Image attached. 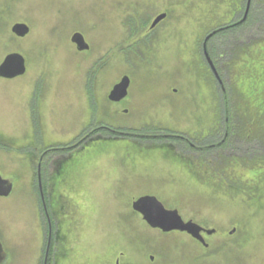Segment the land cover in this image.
Here are the masks:
<instances>
[{
    "label": "rangeland",
    "instance_id": "obj_1",
    "mask_svg": "<svg viewBox=\"0 0 264 264\" xmlns=\"http://www.w3.org/2000/svg\"><path fill=\"white\" fill-rule=\"evenodd\" d=\"M241 11L238 0H0V65L19 53L27 67L0 79V175L14 181L0 198L4 264H44L50 223L48 264H264V170L239 166L222 183L194 163L225 124L203 43ZM16 24L30 33L17 37ZM252 51L236 82L263 114L264 47ZM124 77L128 97L110 102ZM100 127L150 137L84 139ZM47 149L57 151L42 179L50 223L37 174ZM144 196L216 230L209 247L151 229L132 209Z\"/></svg>",
    "mask_w": 264,
    "mask_h": 264
},
{
    "label": "trees",
    "instance_id": "obj_2",
    "mask_svg": "<svg viewBox=\"0 0 264 264\" xmlns=\"http://www.w3.org/2000/svg\"><path fill=\"white\" fill-rule=\"evenodd\" d=\"M238 2L242 9L237 15L240 17L246 10V0ZM257 47H264V0H252L246 23L216 35L214 44H209L210 57L226 91L221 111L224 134L215 135L214 142L209 143L216 146L213 150L194 151V163L199 167L205 165L222 183L229 182L230 170L239 166L245 169L248 164L250 168L264 170V113L252 108L238 92L236 82L238 69L244 60L252 58V50Z\"/></svg>",
    "mask_w": 264,
    "mask_h": 264
},
{
    "label": "water",
    "instance_id": "obj_3",
    "mask_svg": "<svg viewBox=\"0 0 264 264\" xmlns=\"http://www.w3.org/2000/svg\"><path fill=\"white\" fill-rule=\"evenodd\" d=\"M251 3L252 0H248L247 8L244 14V17L241 21L234 23L230 26H227L223 29L216 30L213 33L209 34L203 43V52L204 56L207 59V62L210 65V68L218 81L220 87L222 88V91L225 94V88L223 85V82L214 66L212 63L209 53H208V43L209 41L215 37L216 35L229 31L231 29L238 28L242 26L244 23H246L249 13H250V8H251ZM167 15L163 14L160 15L156 18L154 23L152 24V28H156L162 21L166 19ZM12 32L20 38H25L29 33L30 29L27 25L25 24H16ZM72 43L76 45L77 50L79 52H86L89 51V45L86 43L84 37L76 33L72 37ZM27 67H26V60L25 58L19 54V53H11L9 54L3 63L0 65V79L4 80H14L16 78L22 77L26 74ZM129 88H130V79L128 77H124L120 83L114 86L113 90L110 93L109 100L112 103H120L124 99L127 98L128 93H129ZM228 118H226V124L228 125ZM178 138L175 139H180V140H186L180 136H177ZM227 137V135H226ZM189 142V141H188ZM192 148H195L191 144ZM214 145L208 146L203 149H198V150H208V149H213ZM38 179L40 182V194H41V199L43 202V207L45 210V213L48 217L49 223H50V218L48 215V209L45 201V196H44V191H43V186H42V176H41V165L39 166L38 169ZM14 189V181L11 179H4L0 175V198H8ZM132 209L134 212L138 213L141 215L142 219L144 222L153 230H158L161 231L164 234H170L174 232L182 233V234H187L197 242L201 243L203 247L208 248L209 245L206 243L204 239V234L207 236H213L216 234V230H207L204 227L194 223L193 221H188L186 222L182 216L179 214L177 210H168L166 207L158 200V198L154 196H144L141 197L137 200H135L132 204ZM235 231L231 232V235H233ZM51 238H52V227L50 223V238H49V243L45 255V262L44 264H48V259H49V254H50V247H51ZM7 258V254L3 248V245L0 240V264H3Z\"/></svg>",
    "mask_w": 264,
    "mask_h": 264
},
{
    "label": "flooded vegetation",
    "instance_id": "obj_4",
    "mask_svg": "<svg viewBox=\"0 0 264 264\" xmlns=\"http://www.w3.org/2000/svg\"><path fill=\"white\" fill-rule=\"evenodd\" d=\"M128 97V96H127ZM125 101V99L123 101H121L120 103H117V104H122L123 102ZM102 132H108V133H111V134H114L116 135L117 137H121V138H139V137H144V138H149L150 136H139L138 134H134V133H127V132H122V131H116V130H111L109 128H106V127H100V128H97L95 130H93L91 133H89L87 136H85L84 139L86 140H90L91 138L99 135L100 133ZM183 141V140H182ZM185 143H188L190 146H191V143H189L188 141L184 140ZM85 144V142L83 143ZM82 144V145H83ZM81 145L78 144V147H80ZM75 148L77 147L74 146ZM69 150H67L68 152ZM54 153H57V151L55 149H47L43 152V154H41L40 156V159H39V162H38V166H37V171L39 169V166L41 165V176H42V179H43V173H44V167L45 165H47L48 161H49V157L54 154ZM51 160V159H50ZM57 162V161H56ZM38 174V173H37ZM53 178H51L50 181H52ZM44 185V182L42 180V186ZM38 187L40 189V182H39V179H38ZM44 187V186H43ZM9 198V197H8ZM48 219V218H47Z\"/></svg>",
    "mask_w": 264,
    "mask_h": 264
}]
</instances>
